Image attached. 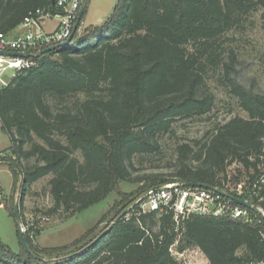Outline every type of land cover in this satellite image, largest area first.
Returning a JSON list of instances; mask_svg holds the SVG:
<instances>
[{"label":"trees","instance_id":"1","mask_svg":"<svg viewBox=\"0 0 264 264\" xmlns=\"http://www.w3.org/2000/svg\"><path fill=\"white\" fill-rule=\"evenodd\" d=\"M50 4L0 0V33L13 36L28 12ZM260 10L264 0H117L102 25L81 35L77 29L69 45L33 58V66L0 88V126L17 167L5 165L15 185L19 179L21 195L49 177L52 206L45 214L72 217L120 183L137 182L135 160L142 164L159 155V140L173 135V123L214 108L207 79L217 72L246 117L218 124L202 140L176 143L172 176L214 186L264 210V93L243 86L238 55L224 47L228 34L242 30ZM235 164L246 180H239L237 170L232 185L227 170ZM139 182L147 190L167 181L150 175ZM228 183L241 184L242 194L226 188ZM122 213L89 246L94 237L86 235L81 247L41 249L24 234L39 259L19 239L20 253L0 242V264H180L174 247L178 253L196 248L207 264L263 258L264 218L251 210L249 222L198 214L175 220L171 211Z\"/></svg>","mask_w":264,"mask_h":264},{"label":"rangeland","instance_id":"2","mask_svg":"<svg viewBox=\"0 0 264 264\" xmlns=\"http://www.w3.org/2000/svg\"><path fill=\"white\" fill-rule=\"evenodd\" d=\"M116 3L117 0H89L79 26V34L102 25ZM48 24L50 26L52 22L49 21ZM17 30L23 31L22 28ZM224 47L232 49L238 55L239 65L237 68L239 80L243 86H253L255 91L264 93V10L253 14L242 30L230 32ZM11 74V70L7 71L3 77L4 81H9ZM209 76L207 84L215 98L214 108L203 116L177 120L176 123H173L171 129L173 135H165L159 140V155L156 154L152 157V161L142 164L139 163L140 159L135 160L133 177L139 179L137 182L120 183L116 192L110 193L104 200L72 217L45 214L52 206L48 186L49 177L36 181L29 186L24 195H21L19 179H16L15 185L12 173L5 165L6 162H16L8 150L10 147L9 137L1 130L0 126V242L12 252L20 253L17 228L11 213L15 201L19 203L22 223L33 226L39 231L36 237L32 235V239L30 238L33 244L41 249H62L70 247L74 243L81 247L79 245L85 242L82 239L86 235V240L94 237L89 241L87 245L89 246L100 233L110 226L109 224L114 222L110 223L117 213H128V217L131 215L133 204L146 191L145 182H139L143 177L158 175L166 179L167 182L176 181L172 176V167L176 160L174 154L176 143L202 140L205 134L218 124L224 123L234 116L246 117V114L239 108L236 99L229 94L224 83L220 82L217 72H210ZM237 170L241 171L239 180L245 181L243 170L237 164L227 170L228 179H232V175L236 174ZM230 183L234 184L233 179ZM230 183L228 184L230 185ZM232 185L230 186L233 187ZM25 227L27 229V226ZM177 253L174 247L172 254L180 264L208 263L196 248L184 250L183 257L180 258Z\"/></svg>","mask_w":264,"mask_h":264},{"label":"built area","instance_id":"3","mask_svg":"<svg viewBox=\"0 0 264 264\" xmlns=\"http://www.w3.org/2000/svg\"><path fill=\"white\" fill-rule=\"evenodd\" d=\"M50 1L51 4L47 8H37L27 13L18 27L22 28L23 31L16 30L13 36H6L0 33V53L31 55V57H22L0 54V83L2 86H5L21 70L33 66V58L36 57L39 51L60 45L71 37L80 9L83 4L87 5L89 2V0ZM48 21L56 23L51 30L45 29ZM78 31H80V27H78ZM9 70L12 71L11 77L9 81H4L3 77ZM260 182H263L262 178H260ZM226 188L238 195L242 194L241 184L235 187L226 185ZM258 208L261 211V217L264 218V210L260 207ZM131 210V213L136 215L145 213L161 215L164 212L171 211L175 220L178 217L183 218L189 214L227 215L232 218H243L248 222L252 220L249 209L242 206H233L231 200L214 191L189 187L178 181L166 182L147 189L138 197ZM45 219L48 220L47 218ZM25 224L21 222V229L24 234H29L32 239L34 231L38 229ZM24 225L27 226V229ZM259 236L263 245V258L252 264H264V230L259 232ZM172 251L173 248L171 249ZM182 254L177 253L179 258L183 257Z\"/></svg>","mask_w":264,"mask_h":264},{"label":"water","instance_id":"4","mask_svg":"<svg viewBox=\"0 0 264 264\" xmlns=\"http://www.w3.org/2000/svg\"><path fill=\"white\" fill-rule=\"evenodd\" d=\"M84 9H85V4H83L82 8L80 9V13H79V17H78V20H77V23L76 25L74 26V29H73V34L71 35V37H69L65 42L61 43L60 45H57V46H53V47H48L46 49H43L41 51H39L37 54H36V57L42 55V54H45L47 52H51V51H55L59 48H63L67 45H69L73 39V35L74 33L76 32V30L78 29V25L82 19V16H83V13H84ZM0 54H6V55H11V56H22V57H31V55H28V54H24V53H0ZM10 164H13V163H10ZM14 166H16L15 164H13ZM17 167V166H16ZM186 186H189V187H193V188H200V189H205V190H210V191H214L218 194H220L221 196L233 201L234 203H236L237 205L239 206H242L244 208H247L251 211H253L254 213L256 214H261V211L260 209L255 206L254 204H252L251 202H248V201H245L241 198H237V197H234L232 196L231 194L229 193H226L214 186H211V185H206V184H201V183H192V182H180ZM125 212H123L122 214H124ZM13 215H14V221H15V225H16V228H17V235H18V239L20 241V244L21 246L23 247L24 251L30 255L31 257L33 258H36V259H39L38 256H36L30 249L28 243L26 242V239L24 237V234L21 230V219H20V214H19V203L18 202H15L14 204V208H13ZM119 217H117L115 219V221L118 219ZM114 221V222H115ZM113 222V223H114ZM110 224V226L104 230L102 233H100L97 238L90 244H94L96 243L98 240L101 239L102 236H104L108 231L109 229L111 228L112 224Z\"/></svg>","mask_w":264,"mask_h":264},{"label":"crops","instance_id":"5","mask_svg":"<svg viewBox=\"0 0 264 264\" xmlns=\"http://www.w3.org/2000/svg\"><path fill=\"white\" fill-rule=\"evenodd\" d=\"M86 10V5H85V9H84V11ZM49 22V21H48ZM52 22V21H51ZM55 25H56V23L55 22H52V25H50L49 26V24L47 25V23H46V25H45V29L46 30H51V29H53V27H55Z\"/></svg>","mask_w":264,"mask_h":264}]
</instances>
